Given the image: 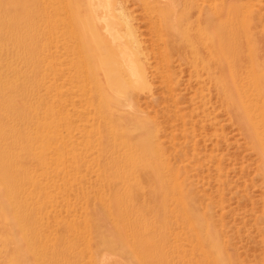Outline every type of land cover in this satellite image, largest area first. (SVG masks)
I'll return each mask as SVG.
<instances>
[{"label":"rangeland","instance_id":"rangeland-1","mask_svg":"<svg viewBox=\"0 0 264 264\" xmlns=\"http://www.w3.org/2000/svg\"><path fill=\"white\" fill-rule=\"evenodd\" d=\"M90 2L0 0V264H264V0Z\"/></svg>","mask_w":264,"mask_h":264},{"label":"bare ground","instance_id":"bare-ground-1","mask_svg":"<svg viewBox=\"0 0 264 264\" xmlns=\"http://www.w3.org/2000/svg\"><path fill=\"white\" fill-rule=\"evenodd\" d=\"M160 1V0H159ZM163 1H165L166 2V7H173V6H175L176 4H177V6L178 5H180L181 4V0H163ZM90 3H92V0H91V2ZM92 5V4H91ZM95 5V4H94ZM93 5V6H94ZM167 5H169V6H167ZM182 5V4H181ZM96 6V5H95ZM166 7L165 8H162V10L164 11L163 13H166ZM109 9V8H108ZM169 9V8H168ZM93 10H95V9H93ZM174 13V12H173ZM176 13V12H175ZM106 14V13H105ZM115 15V14H114ZM107 20H108V24L110 25V24H112V19H111V15L110 14H108L107 13ZM124 20V19H123ZM183 20V19H182ZM176 22V21H175ZM165 23H167V22H165ZM125 26L127 27L126 29L128 30L127 32H129V36H128V38L130 37L131 39H130V41L132 42V45H134V49L133 50H136V43H137V40H135V39H132L133 38V33H132V31H131V29L130 28H128V26H130L129 24H128V22H126L125 23ZM176 27V25L175 24H173V28H175ZM220 31V30H219ZM120 32V31H119ZM120 33H122V32H120ZM218 33H220V32H218ZM112 34H113V36H114V38H119L120 36H119V34H116V33H114L113 32V30H112ZM222 34V33H221ZM122 35V34H121ZM223 35V34H222ZM121 38V37H120ZM127 38V36L125 37V40H127L126 39ZM182 39V38H181ZM227 39V38H226ZM228 41H229V38L227 39ZM225 41V39L223 38V37H221L220 38V44L221 45H226V43H228V41ZM127 41H129V40H127ZM123 43V42H122ZM122 43H120V39H117V42H115L114 43V46H115V48H117L119 51V64L121 63V68L123 67V66H125V67H127L131 72H133V70H134V68H136V67H133V63H132V59H133V54H129L126 50H125V48H123V44ZM126 44H127V42H126ZM131 44V43H130ZM130 44H128V45H130ZM228 45V44H227ZM131 48V47H130ZM138 50V49H137ZM135 52H138V51H135ZM214 52H215V57H216V60H219V61H223V60H225L224 58H226V59H228V56L230 55V53H227V52H225L224 50H222V49H220V48H217V47H214ZM131 53H134V52H131ZM137 54V53H136ZM230 56H232V55H230ZM135 73V72H134ZM237 102V101H236ZM238 104V103H237ZM239 109H240V107H239ZM208 252V251H207ZM210 253V252H209Z\"/></svg>","mask_w":264,"mask_h":264}]
</instances>
